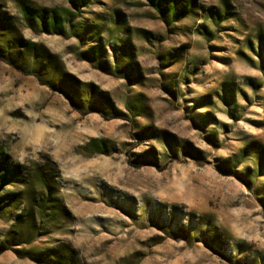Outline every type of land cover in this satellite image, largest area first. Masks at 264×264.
<instances>
[{
    "label": "rangeland",
    "instance_id": "1",
    "mask_svg": "<svg viewBox=\"0 0 264 264\" xmlns=\"http://www.w3.org/2000/svg\"><path fill=\"white\" fill-rule=\"evenodd\" d=\"M185 2L167 25L147 0H92L86 33L59 35L22 6L66 0H0V151L53 162L71 213L0 264H264V0Z\"/></svg>",
    "mask_w": 264,
    "mask_h": 264
},
{
    "label": "trees",
    "instance_id": "2",
    "mask_svg": "<svg viewBox=\"0 0 264 264\" xmlns=\"http://www.w3.org/2000/svg\"><path fill=\"white\" fill-rule=\"evenodd\" d=\"M68 8L53 10L50 16L46 11H39L30 6H22V14L30 28L40 26L44 32H53L59 35L65 34V25L68 23L71 29L86 33L84 27L78 25L80 13L92 0H66ZM150 6L157 12L161 20L171 25L181 19L191 15V9L185 0H147ZM87 27V26H86ZM98 34L95 36V38ZM19 50L25 55L39 59V52L32 42H20L17 40ZM104 52L102 45L90 48L86 53L90 58L92 55H101ZM95 53V54H94ZM39 80L42 76L34 74ZM61 79V84H67ZM51 88L55 89L49 82ZM65 95L72 108L84 113V108L77 102L72 92L62 87L58 90ZM94 112L95 108H90ZM105 115V111L103 112ZM115 118H122V114H114ZM96 153L106 154L103 148ZM57 170L53 162H32L25 166L20 163H13L9 156L0 151V215L10 206L20 212L15 217V222L11 227L6 240L0 244V253L13 250L21 244H31L43 236L54 233L58 230L63 221L71 220L70 211L59 202V188L57 184ZM19 186V188H18ZM16 187L15 192H10V188ZM55 227V229H54ZM53 228V229H52ZM30 234V238L25 239L24 235Z\"/></svg>",
    "mask_w": 264,
    "mask_h": 264
}]
</instances>
